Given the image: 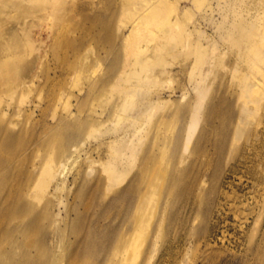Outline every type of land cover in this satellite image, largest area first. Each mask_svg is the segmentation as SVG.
Segmentation results:
<instances>
[{
	"label": "rangeland",
	"instance_id": "rangeland-1",
	"mask_svg": "<svg viewBox=\"0 0 264 264\" xmlns=\"http://www.w3.org/2000/svg\"><path fill=\"white\" fill-rule=\"evenodd\" d=\"M22 1L37 11L12 22L11 7L0 31L6 39L0 46V123H10L18 135L10 148L0 147V156L8 155L18 170L40 164L34 186L47 188L49 206L58 202L61 214L67 204L91 215L108 212L111 218L102 219L113 222L108 232L123 231L125 201L106 209L80 188L98 182L97 201L109 203L141 181L151 133L138 119L160 97L170 100L168 110L195 104L202 128L207 112L221 110L217 124L227 138L230 131L234 136L222 165L187 153L188 162L197 161L196 187L184 193L175 186L177 176L167 179L175 204L168 219L153 220L135 264H264L257 250L264 246V152L256 160L261 185L242 169L231 174L242 145L264 121V0H167L163 11L146 12L138 22L150 0ZM25 22H33L26 44L16 39ZM245 32L251 38L242 39ZM144 60L148 76L130 93L129 77ZM30 63L25 77L21 66ZM135 135L138 161L132 157L114 174L111 165L121 154L114 145ZM69 136L74 144L66 147ZM116 176L123 181H112ZM160 204L155 212L166 210Z\"/></svg>",
	"mask_w": 264,
	"mask_h": 264
},
{
	"label": "bare ground",
	"instance_id": "bare-ground-1",
	"mask_svg": "<svg viewBox=\"0 0 264 264\" xmlns=\"http://www.w3.org/2000/svg\"><path fill=\"white\" fill-rule=\"evenodd\" d=\"M166 1L150 0L138 14L137 22L142 21L149 11H163L167 6ZM10 10L16 12L12 13L9 20L13 22L31 15L37 11V8L24 4L22 0H0V31L4 29ZM32 24L33 22H25L22 24L21 31L16 32V35L20 36L16 38L19 43L30 39ZM135 31L136 27L131 34ZM1 36L0 46L2 47L6 44V39ZM243 38H251V34L245 32L242 35ZM143 63H139L133 75L129 77L130 84L127 91L130 93L134 92L137 84L148 76L146 71L148 68L144 67L145 63ZM31 68V63L22 65V75L28 77L31 74ZM194 82H196L194 87H199V80L194 79ZM128 92L126 94H129ZM168 101L170 100L160 97L155 104L143 111L138 119V123L147 125L151 133L140 164L142 176L140 182L123 187V192L109 203H104L100 199L97 201L103 190L98 182L95 184L87 182L82 188L85 191L80 188L79 192L82 196L88 193L95 203L99 205L102 203L106 209L112 204L117 206L125 201L123 231L117 226L116 231L108 232L113 222L104 223L102 220L111 218L108 212L105 215L101 212L91 215L79 210L77 206L63 204L65 215L61 214L62 209L58 202L49 206L46 200L47 188L40 189L34 186L40 164L34 163L32 169L23 171L12 166L8 155L5 159L0 156V264H135L136 256L142 249L141 241L148 236L153 220L168 219V214L175 204V192L165 189L167 179L177 176L174 178L177 188L182 189L184 193L193 191L198 175L197 165H195L197 161L188 162L190 156L187 153L216 160L217 165L221 166L228 141L232 136L230 131L227 138L222 131L224 129L217 124L221 110H214L209 114L207 112V125L202 128L199 123L202 112L198 114L195 104L190 103L185 108L177 104L174 109L168 110L165 109ZM173 102L177 103L175 100ZM162 108H164L163 111H161ZM63 120L64 118L61 119V123ZM172 121L176 123L174 126H170ZM259 125L261 126L255 130V136L242 145L241 155L231 169V174L234 176L239 169L253 174L254 183L257 185H261V182L257 180L259 176L256 160L261 158L264 152V121H261ZM10 126L12 125L7 122L0 123V136L4 138V141H0L1 148L3 146L10 148L17 140V132ZM197 131H201V134L195 137V134H198ZM133 134L137 135V131L134 130ZM136 135L119 140L114 145L115 150L121 153L111 165L114 174L121 172L124 164L130 162L132 164V157L135 162L138 161L134 142L139 137ZM71 137L69 136L66 147L74 144L72 143L74 139ZM194 139L197 140L192 149L190 147ZM66 169L67 167L60 171V176H63ZM189 174L193 178H188ZM239 177L240 180L243 178L238 175ZM111 180L119 183L123 181L117 176ZM75 183L80 186L79 180L77 182L75 179ZM160 202L165 204L166 210L163 212L162 207L160 213L155 212L153 207L160 206ZM163 213H165L164 218ZM159 227L160 225L155 228ZM157 234L162 236L164 232H160L159 229ZM257 250L260 253L264 252V246L259 244Z\"/></svg>",
	"mask_w": 264,
	"mask_h": 264
}]
</instances>
